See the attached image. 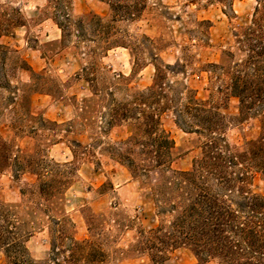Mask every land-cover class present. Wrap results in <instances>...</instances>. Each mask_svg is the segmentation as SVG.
I'll return each instance as SVG.
<instances>
[{"label":"clouds","instance_id":"clouds-1","mask_svg":"<svg viewBox=\"0 0 264 264\" xmlns=\"http://www.w3.org/2000/svg\"><path fill=\"white\" fill-rule=\"evenodd\" d=\"M0 264H264V0H0Z\"/></svg>","mask_w":264,"mask_h":264}]
</instances>
